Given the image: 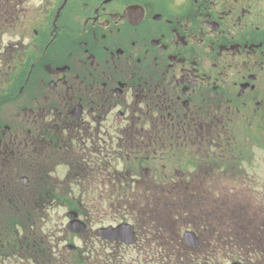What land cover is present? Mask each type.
Returning <instances> with one entry per match:
<instances>
[{
  "label": "flooded vegetation",
  "instance_id": "obj_1",
  "mask_svg": "<svg viewBox=\"0 0 264 264\" xmlns=\"http://www.w3.org/2000/svg\"><path fill=\"white\" fill-rule=\"evenodd\" d=\"M258 152L264 0H0V264H264L253 223L224 250L169 219L158 247L157 223L123 217L127 244L89 211L126 208L147 181L169 216L174 195L217 174L212 161L233 177ZM60 207L77 228L50 229Z\"/></svg>",
  "mask_w": 264,
  "mask_h": 264
},
{
  "label": "rangeland",
  "instance_id": "obj_2",
  "mask_svg": "<svg viewBox=\"0 0 264 264\" xmlns=\"http://www.w3.org/2000/svg\"><path fill=\"white\" fill-rule=\"evenodd\" d=\"M6 116V115H5ZM5 120V119H3ZM262 154V155H261ZM258 152L253 156V161H243L236 159L232 162L233 167L239 170L233 177H228L222 173V164L212 161L211 165L215 166L217 174L204 179L203 187L198 193L193 194H176L172 199V206H169V216L167 208L163 204L169 203L171 200L162 192H156L158 201L161 203L159 207L154 206L149 201V192H146L147 181L141 185V190L138 192L139 199L134 201L133 195L131 202L126 205V208L117 209L116 202H109L108 207L92 208L89 210L92 215L98 219H104V224L114 225L123 217H129L135 220L142 228L145 222L151 221L157 223V229L154 230L158 247L165 245L168 247L169 241L167 236V223L170 222L176 225V228L182 225V233L188 227V223L196 222L201 228L206 239L219 241L221 249L232 250V243L235 241V234L241 238V243L246 245L253 223L254 233L262 232L264 229V153ZM252 155L249 151L244 150L243 158H250ZM249 168L251 173H242L245 169L242 166ZM232 168L230 170H232ZM229 172V171H228ZM230 173V172H229ZM138 188V189H140ZM137 189V190H138ZM137 190H135L137 192ZM134 194V193H133ZM68 210L64 207L51 209L48 211L50 218V229L55 228L58 232L59 228L67 226ZM129 213V214H128ZM167 222L164 223V220ZM98 227L101 222L96 220ZM248 234V235H247ZM262 234V233H260ZM233 241V242H231ZM66 242H63V246ZM80 244V241L76 242ZM135 254V253H134ZM227 258L223 264H230Z\"/></svg>",
  "mask_w": 264,
  "mask_h": 264
},
{
  "label": "water",
  "instance_id": "obj_3",
  "mask_svg": "<svg viewBox=\"0 0 264 264\" xmlns=\"http://www.w3.org/2000/svg\"><path fill=\"white\" fill-rule=\"evenodd\" d=\"M70 217H74L75 213L71 212L69 213ZM77 226H79L78 221L77 220H72L69 223V227L70 228H77ZM102 233L104 236H106L107 238L110 239H114L115 237H119L121 238V240H123L126 243H131L134 239V231H133V227L130 224H120L117 227H107V228H103L102 229ZM187 236V234H186ZM187 238H190L189 236H187ZM192 238V236H191Z\"/></svg>",
  "mask_w": 264,
  "mask_h": 264
}]
</instances>
